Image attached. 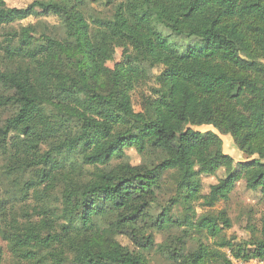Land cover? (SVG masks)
<instances>
[{
	"label": "trees",
	"instance_id": "obj_1",
	"mask_svg": "<svg viewBox=\"0 0 264 264\" xmlns=\"http://www.w3.org/2000/svg\"><path fill=\"white\" fill-rule=\"evenodd\" d=\"M107 4L109 18L89 0H34L26 8L0 0V89L10 92L0 95V107L15 110L0 124V151L13 148L14 172L35 179H26L24 195L32 190L40 203L38 218L0 228L13 264H152L156 255L167 264L264 260V216L248 227L251 248L242 250L223 233L221 225H231L225 209L197 214L194 207L201 176L220 169L225 175L211 195L228 201L244 180L264 199V0ZM35 9L55 10L63 35L41 19L14 25L23 14L37 17ZM188 39L195 41L182 49ZM119 41L128 42L136 65L109 69L106 54ZM158 63L157 97L136 112L131 93ZM102 76L101 87L95 79ZM204 126L211 128L198 129ZM223 135L248 157L235 163ZM130 148L145 161L131 164ZM77 163L89 175L64 184L58 210L51 209L45 197L56 172ZM166 174L174 198L154 215ZM176 205L180 215L171 213ZM153 228L204 232L210 241L197 237L192 249L182 238L156 243Z\"/></svg>",
	"mask_w": 264,
	"mask_h": 264
},
{
	"label": "rangeland",
	"instance_id": "obj_2",
	"mask_svg": "<svg viewBox=\"0 0 264 264\" xmlns=\"http://www.w3.org/2000/svg\"><path fill=\"white\" fill-rule=\"evenodd\" d=\"M8 7L16 8H26L34 0H4ZM46 1V0H45ZM117 0H114L116 3ZM91 8L102 12L107 18L111 16L112 5L107 4V0H89ZM38 13L37 17L30 15L28 13L23 14L14 23L15 26L28 25L30 23H35L37 19H41L43 22L55 26L53 30L54 35L60 37L63 35L62 29L59 27V18L55 10H49L43 12L39 9H35ZM48 32H51L48 30ZM5 38V33L0 30V41ZM194 39H188L182 41V49H185L189 44L193 43ZM116 63H122L125 66H135L136 63L132 58V49L128 42L119 41L112 44L106 54L105 64L107 68L112 69ZM3 68V67H2ZM163 66L156 64L152 67V75L147 79L140 81L136 85L134 91L131 93L132 107L136 112H142L146 104L157 97L156 90L159 88V83L156 81V77L163 71ZM96 83L102 87L106 85L107 79L103 76L95 79ZM10 92H5L0 89V95L7 96ZM15 110L12 106H2L0 107V124H3L6 119L13 116ZM197 128V127H196ZM210 126L199 127L198 129H208ZM223 147L225 152L229 153L233 158L235 163L245 160L248 156L246 154L238 151L231 141L228 135H223ZM8 148L5 152L0 151V228L8 227V223L14 218L19 221L23 220L25 215L38 218L37 211H34L38 207L33 198V191L30 190L26 195H24V189L21 188L29 177L32 180L34 176L29 172H14V165L12 162L13 148L7 145ZM48 149L46 145L41 146V152ZM126 154L129 161L133 165L140 164L145 160L140 154L136 152L133 148L126 149ZM150 161L157 162V158L153 157L149 159ZM113 164V163H112ZM60 174L56 172L55 179L53 183L48 188L45 199L48 200V205L51 209L58 210L60 206L61 193L65 187L64 184L72 182L73 180L89 175L90 169L87 165L74 164L67 165L64 169H61ZM225 175V171L220 169L214 176H201L202 180V197L194 204L197 214H203L208 212H218L219 210L225 209L228 219L230 221V227L222 226L223 233L227 239H231L234 244H240L242 250H249L251 246L248 242L252 239L250 235L249 226H258L259 219L264 216V199L261 198L259 191L249 190L244 180H240L235 184L234 189L229 195V200L224 201L218 195H211L210 185L217 183L218 179ZM164 185L161 192L157 196L158 203L154 207L153 214L156 215L160 210L161 206H168L169 200L174 198L175 186L173 184V179L171 175H165ZM65 178V180L63 179ZM64 182V183H63ZM66 182V183H65ZM40 186V189H43ZM181 208L179 206H174L171 213L174 215H180ZM0 229V230H1ZM154 239L156 243H160L163 240H177L182 238L186 242V246L190 249L195 247L194 239L201 237L205 242L210 240L205 239L204 232L192 231L189 237L183 236L182 228H170L166 230L153 228L152 230ZM120 243L129 248H133V245L126 236L118 237ZM226 252L230 253L228 250ZM13 254L10 251L9 244L0 235V264H13ZM233 264H264V260L253 259V260H234L232 258ZM170 263L164 259L161 255H156L152 261V264H167Z\"/></svg>",
	"mask_w": 264,
	"mask_h": 264
}]
</instances>
